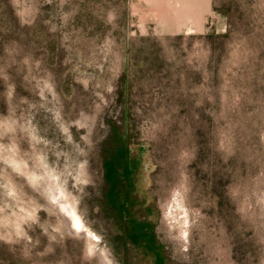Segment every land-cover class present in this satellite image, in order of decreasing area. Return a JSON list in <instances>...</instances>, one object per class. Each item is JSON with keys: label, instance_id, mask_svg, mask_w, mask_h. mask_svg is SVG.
I'll use <instances>...</instances> for the list:
<instances>
[{"label": "rangeland", "instance_id": "rangeland-1", "mask_svg": "<svg viewBox=\"0 0 264 264\" xmlns=\"http://www.w3.org/2000/svg\"><path fill=\"white\" fill-rule=\"evenodd\" d=\"M209 1L0 0V264H155L130 219L166 264H264V0Z\"/></svg>", "mask_w": 264, "mask_h": 264}, {"label": "trees", "instance_id": "trees-1", "mask_svg": "<svg viewBox=\"0 0 264 264\" xmlns=\"http://www.w3.org/2000/svg\"><path fill=\"white\" fill-rule=\"evenodd\" d=\"M128 153L129 150L127 148H120L116 157L106 163V170L107 181L110 184L108 192L110 203L115 206V209L117 208L130 216L129 191L126 187V196L122 200V192L119 190L120 187H124L125 182L129 183L131 181L135 171V166L133 167L127 157ZM128 236L137 248L142 249L147 255L155 259V264H166V260L161 253L163 247L158 243L151 225L130 219Z\"/></svg>", "mask_w": 264, "mask_h": 264}, {"label": "crops", "instance_id": "crops-1", "mask_svg": "<svg viewBox=\"0 0 264 264\" xmlns=\"http://www.w3.org/2000/svg\"><path fill=\"white\" fill-rule=\"evenodd\" d=\"M185 8H187V7L185 6ZM211 10H212V2H210L209 0H207V3H206L205 8H202V11L199 13V14H200V17H199V19H198V27L196 28V29H198V31H202V29H203V27H204V22H203V20H204V18H205L206 16L209 15V11H211ZM161 20H162V19H161ZM202 22H203V24H202ZM178 23H179V22H178ZM183 30H190V31H196V32H198L197 30H194V27L191 26V25H189L188 27H184ZM183 30H182V31H183ZM165 33H173V32H171L170 30H168V31L165 32ZM158 34H159L160 36H162V29H161L160 31H158Z\"/></svg>", "mask_w": 264, "mask_h": 264}]
</instances>
